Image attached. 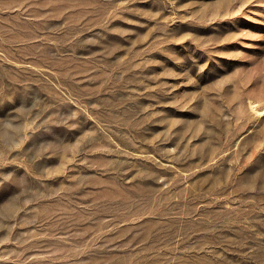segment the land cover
<instances>
[{
  "label": "rangeland",
  "instance_id": "obj_1",
  "mask_svg": "<svg viewBox=\"0 0 264 264\" xmlns=\"http://www.w3.org/2000/svg\"><path fill=\"white\" fill-rule=\"evenodd\" d=\"M0 264H264V0H0Z\"/></svg>",
  "mask_w": 264,
  "mask_h": 264
}]
</instances>
